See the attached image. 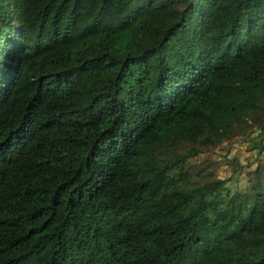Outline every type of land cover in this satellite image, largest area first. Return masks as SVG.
<instances>
[{"label":"trees","instance_id":"16d2710c","mask_svg":"<svg viewBox=\"0 0 264 264\" xmlns=\"http://www.w3.org/2000/svg\"><path fill=\"white\" fill-rule=\"evenodd\" d=\"M235 134L264 0H0V264H264V162L189 161Z\"/></svg>","mask_w":264,"mask_h":264},{"label":"rangeland","instance_id":"374dc122","mask_svg":"<svg viewBox=\"0 0 264 264\" xmlns=\"http://www.w3.org/2000/svg\"><path fill=\"white\" fill-rule=\"evenodd\" d=\"M245 127L247 130L250 128L246 125ZM251 141V135L235 134L208 151L195 155L189 161L195 162L197 166L209 163L211 169L215 166L213 175L226 179L231 193L244 194L249 190L257 165L264 162V152L257 151L250 145ZM235 159L241 161L240 166L237 167Z\"/></svg>","mask_w":264,"mask_h":264}]
</instances>
